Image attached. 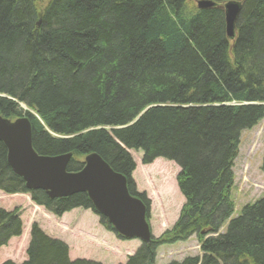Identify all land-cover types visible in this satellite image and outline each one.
<instances>
[{
    "label": "trees",
    "instance_id": "trees-1",
    "mask_svg": "<svg viewBox=\"0 0 264 264\" xmlns=\"http://www.w3.org/2000/svg\"><path fill=\"white\" fill-rule=\"evenodd\" d=\"M212 1L0 0V113L29 118L38 154L70 153L67 170L77 171L97 153L148 216L129 150L143 165L164 158L179 168L177 220L118 264H156L158 246L191 236L201 255L167 264H264V198L235 217L230 198L240 134L264 116V0H240L232 39L221 6L228 0ZM0 190L28 193L55 216L93 210L84 192L51 199L28 190L2 141ZM99 223L113 232L101 215ZM22 225L18 209L0 208V248ZM0 264L101 263L70 259L63 241L32 223L25 258Z\"/></svg>",
    "mask_w": 264,
    "mask_h": 264
},
{
    "label": "rangeland",
    "instance_id": "rangeland-1",
    "mask_svg": "<svg viewBox=\"0 0 264 264\" xmlns=\"http://www.w3.org/2000/svg\"><path fill=\"white\" fill-rule=\"evenodd\" d=\"M241 7V6H240ZM25 110L24 105L20 106ZM237 156L232 166L233 185L230 198L232 216L254 200L264 197V172L261 170L264 153V116L257 125L240 134ZM135 162L131 178L137 192L145 193L150 200L148 222L151 234L159 237L177 220L184 199L176 185L179 168L173 161L157 158L152 163L140 162L141 152L129 150ZM0 208L18 209L22 220V233L11 238L0 248V263L5 260L21 262L29 240L32 223L48 236L63 241L69 249L70 259H88L101 264L124 263L141 242L124 239L99 223V217L90 209L76 208L61 216H55L43 207L35 205L28 194H8L0 190ZM225 224L220 229L224 231ZM195 236L184 241L162 244L157 247L156 264L181 261L187 256L200 255Z\"/></svg>",
    "mask_w": 264,
    "mask_h": 264
},
{
    "label": "water",
    "instance_id": "water-1",
    "mask_svg": "<svg viewBox=\"0 0 264 264\" xmlns=\"http://www.w3.org/2000/svg\"><path fill=\"white\" fill-rule=\"evenodd\" d=\"M214 4L211 0H197L198 8ZM223 8L226 33L232 38L240 2L228 1ZM0 141L6 147L9 167L23 178L27 189L43 190L50 198L84 192L116 234L137 238L142 243L150 241L145 205L128 192L126 177L114 171L97 153L85 156L79 170H67L70 153L41 155L34 150L31 124L25 115L13 121L0 115Z\"/></svg>",
    "mask_w": 264,
    "mask_h": 264
}]
</instances>
